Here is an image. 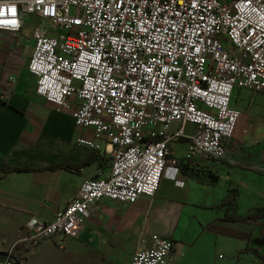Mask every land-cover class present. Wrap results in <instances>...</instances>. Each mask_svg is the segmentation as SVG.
<instances>
[{"label":"built area","instance_id":"obj_1","mask_svg":"<svg viewBox=\"0 0 264 264\" xmlns=\"http://www.w3.org/2000/svg\"><path fill=\"white\" fill-rule=\"evenodd\" d=\"M29 18L41 21L28 64L36 93L93 132L76 144L111 149V169L53 220L32 216L15 246L53 238L64 249L101 200L155 197L182 139L186 159L221 161L242 118L234 92L264 91V0H0L1 33ZM172 250L154 237L131 264H171ZM0 264H18L14 246Z\"/></svg>","mask_w":264,"mask_h":264},{"label":"crops","instance_id":"obj_2","mask_svg":"<svg viewBox=\"0 0 264 264\" xmlns=\"http://www.w3.org/2000/svg\"><path fill=\"white\" fill-rule=\"evenodd\" d=\"M40 23L29 18L20 34L0 32V257L14 246L18 264H131L135 253L150 248L154 237H163L173 243L171 264H263L247 252H261L253 240L262 236L255 226L263 222L230 221L252 215L257 204L254 181L264 179L263 127L256 136L261 149L251 143L217 162L186 159L188 141L182 139L173 147L155 197L143 196L135 204L101 200L64 249L53 238L36 246H15L32 216L53 220L84 182L106 178L111 169V149L104 143L101 151L76 144L78 138L93 139V132L78 127L72 114L58 111L36 93L28 64L32 31ZM261 93L236 90L233 107L258 110L254 106L264 98ZM236 138L242 142L244 137L239 133ZM64 165L81 168L71 171ZM10 169L20 171L8 173ZM228 197L234 198L231 211L223 205Z\"/></svg>","mask_w":264,"mask_h":264},{"label":"rangeland","instance_id":"obj_3","mask_svg":"<svg viewBox=\"0 0 264 264\" xmlns=\"http://www.w3.org/2000/svg\"><path fill=\"white\" fill-rule=\"evenodd\" d=\"M75 10L74 8L71 9V14H74ZM30 29V28H29ZM29 32V30H28ZM262 95H264V93H261ZM241 96H238V98L236 99V102L238 104H241ZM255 111H252L253 109L251 108H241L242 109V118L240 120V124H238V130H237V135H239V133H241V135H243L244 138H242V142H239V140H237L236 136L233 140H230V143L228 145V151H236L239 148H246L247 147H252L250 146L251 143H255L253 148L254 149H261L258 145L259 143H262V141L258 142V140L256 139L257 136V130L260 127L264 128V98L257 100L255 106H254ZM262 108V109H260ZM263 131V130H262ZM264 143V142H263ZM264 147V144H263ZM256 180L254 181L255 185L257 186V189L259 188V192L255 193V197H256V201L257 204L255 206H253L251 213L255 214L258 213L262 216H264V179L262 177H256ZM236 200V198H235ZM239 214V212H237ZM262 221V220H261ZM263 222V221H262ZM257 223V222H255ZM263 225H260L258 228L257 226H255V229H259L261 231V238H264V222L262 223ZM256 248H258L261 251V254L264 255V247L261 246H257L256 244H253Z\"/></svg>","mask_w":264,"mask_h":264},{"label":"trees","instance_id":"obj_4","mask_svg":"<svg viewBox=\"0 0 264 264\" xmlns=\"http://www.w3.org/2000/svg\"><path fill=\"white\" fill-rule=\"evenodd\" d=\"M55 168V167H54ZM64 168L70 169L71 171H78L81 166H71V165H64ZM23 172L30 171V170H23ZM14 171H20L19 169H10L7 170L8 173L14 172ZM233 204H234V198L228 197V199L224 202V206H228V209L231 211L233 209ZM230 218V217H229ZM262 220L264 222V216L255 213L252 215H249L247 218H230V221H236V222H248V221H259ZM253 244H256L257 246L264 247V238L258 237L253 240ZM247 252H250L251 254H254L258 258L261 259L262 263L264 264V255L261 254L257 249H251L247 250Z\"/></svg>","mask_w":264,"mask_h":264},{"label":"clouds","instance_id":"obj_5","mask_svg":"<svg viewBox=\"0 0 264 264\" xmlns=\"http://www.w3.org/2000/svg\"><path fill=\"white\" fill-rule=\"evenodd\" d=\"M12 10H15V9L13 8ZM11 23L15 24V23H16V21H11Z\"/></svg>","mask_w":264,"mask_h":264},{"label":"bare ground","instance_id":"obj_6","mask_svg":"<svg viewBox=\"0 0 264 264\" xmlns=\"http://www.w3.org/2000/svg\"><path fill=\"white\" fill-rule=\"evenodd\" d=\"M193 157H198V156H193Z\"/></svg>","mask_w":264,"mask_h":264}]
</instances>
